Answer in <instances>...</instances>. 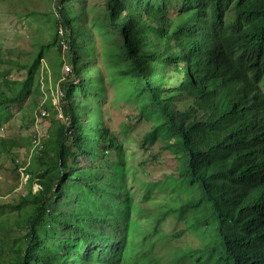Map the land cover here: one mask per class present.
Masks as SVG:
<instances>
[{"label":"trees","instance_id":"trees-1","mask_svg":"<svg viewBox=\"0 0 264 264\" xmlns=\"http://www.w3.org/2000/svg\"><path fill=\"white\" fill-rule=\"evenodd\" d=\"M72 1L57 0L52 12L53 30L61 25L67 33L72 72L60 83L63 122L51 119L50 136L34 150L38 156L25 170L27 194L18 204L0 206L18 210L16 225L23 230L13 239L12 264H120L134 236L133 203L122 178L106 170L101 179L97 168L99 161L108 165L118 141L101 119V106L89 101L105 90L92 65L97 52L84 0H75L78 9ZM227 3L233 4L230 14ZM100 22L114 31L105 53L121 65L112 77L127 88L119 96L154 122L144 141L165 139L175 176L190 192L187 202L170 209L188 213L201 244L182 257L264 264V0H105ZM211 39L236 48L242 66L234 69L231 59L227 69L218 68L213 56L201 64ZM43 46L29 63L17 65L26 68L25 79L5 80V91L0 89V126L7 105L28 96ZM0 147L18 149L14 140L0 139Z\"/></svg>","mask_w":264,"mask_h":264},{"label":"rangeland","instance_id":"rangeland-1","mask_svg":"<svg viewBox=\"0 0 264 264\" xmlns=\"http://www.w3.org/2000/svg\"><path fill=\"white\" fill-rule=\"evenodd\" d=\"M56 1L0 0L1 91H5V80L25 79L26 68L17 69V65L29 63L38 44L45 47L43 59L34 69L28 96L23 101L7 105V119L0 126V139L14 140L18 147H0V206L18 204L20 198L27 194L25 170L34 156H38L31 147L33 138L38 137L40 144H43L52 125L51 119L63 122L60 83L70 79L72 72L67 62L70 56L67 33L61 25H58L57 33L53 30L52 12ZM71 4L78 9L75 0ZM83 7L87 12L85 24L91 27L96 45L97 54L92 65L100 70L105 90V95L97 101L95 97H90L89 101L101 106V119L118 141V148L108 152V165L99 161L97 168L102 169L101 179H104L106 170L110 175L116 170L133 203L131 219L134 220V236L126 258L122 260L128 264H148L149 259L151 264H210L203 256L200 258L203 261L196 262L194 253L182 257V252L188 249L194 251L201 244L197 231L190 224L192 220L188 219V213L173 214L170 209L187 202L190 192L175 176L174 155L162 147L165 139L158 137L152 144L144 141V135L154 122L139 113V106L134 101L118 94L127 88L120 86L119 79H112L119 74L113 69L115 66L121 68V65L105 53L106 46L113 43L110 33L114 34L109 28H100L105 0H84ZM93 19L99 21L94 22ZM107 32L108 37L101 38ZM51 36H57L54 43ZM58 37L61 41H58ZM85 58V54H80L84 67ZM59 61L63 63L61 67L57 66ZM85 166L86 160L82 159L81 167ZM109 183L113 184V181ZM34 190L35 185L32 186ZM18 219L17 209L0 207V264L15 261V254L11 251L13 239L23 233L16 225ZM177 232H182L181 236H169ZM122 260L120 264H123Z\"/></svg>","mask_w":264,"mask_h":264},{"label":"clouds","instance_id":"clouds-1","mask_svg":"<svg viewBox=\"0 0 264 264\" xmlns=\"http://www.w3.org/2000/svg\"><path fill=\"white\" fill-rule=\"evenodd\" d=\"M233 4L227 3L226 7L228 8L226 13L230 14V11L232 10ZM211 58V56L215 57L217 60L218 68H221V66L224 64L226 65V69L228 65L230 64V60L232 59L235 62L234 69L241 67V58H240V52L234 48V47H225L224 45L217 44L214 42L213 39L208 41V51L206 58L201 60V64L205 62L207 57ZM103 120V119H102ZM126 253L122 255V259H125ZM120 260V261H121ZM125 261L122 260V263Z\"/></svg>","mask_w":264,"mask_h":264},{"label":"bare ground","instance_id":"bare-ground-1","mask_svg":"<svg viewBox=\"0 0 264 264\" xmlns=\"http://www.w3.org/2000/svg\"><path fill=\"white\" fill-rule=\"evenodd\" d=\"M240 36H241V35H240ZM245 36H246V35H245ZM253 37H255V36H253ZM241 38H242V37H241ZM242 39H246V38H242ZM238 40H241V39L239 38ZM238 40H237V41H238ZM257 40H258V39H257ZM242 41H243V40H242ZM261 44H262V43H261ZM232 45H233V44H232ZM244 55H245V54H244ZM234 74H235V73H234ZM101 157H102V156H101ZM107 159H108V158H107ZM98 194H99V193H98ZM115 200H116V199H115ZM113 207H114V206H113ZM116 208H117V207H116ZM116 208H115V209H116ZM117 209H118V208H117ZM108 217H109V216H108ZM108 217H107V218H108ZM105 219H106V218H105ZM122 219H124V218H122ZM106 222H107V221H106ZM118 222H119V221H118ZM107 223H108V222H107ZM115 223H116V222H115ZM116 224H117V223H116ZM118 224H120V223H118ZM106 225H107V224H106ZM114 225H115V224H114ZM110 226H111V225H110ZM115 226H116V225H115ZM113 227H114V226H113ZM107 228H108V226H107ZM116 228H117V227H116ZM114 229H115V228H114ZM101 230H102V229H101ZM98 232H99V231H98ZM103 232H104V231H103ZM107 232H108V231H107ZM113 232H114V230H113ZM109 233H110V232H109ZM105 234H106V233H105ZM117 234H118V233H117ZM101 235H102V234H101ZM107 235H108V233H107ZM109 235H110V234H109ZM115 235H116V234H115ZM115 235H114V236H115ZM122 235H123V234H122ZM122 235H121V236H122ZM107 237H108V236H107ZM109 237H110V236H109ZM117 237H118V236H117ZM117 237H116V238H117ZM111 238H112V236H111ZM112 239H114V238H112ZM121 239H122V238H121ZM117 240H118V238H117ZM96 241H97V240H96ZM110 241L112 242L113 240H110ZM111 242H110V243H111ZM100 243H101V242H100ZM110 243H109V244H110ZM112 243H113V242H112ZM109 244L107 243V245H109ZM102 245H103V244H102ZM107 245H106V246H107ZM117 245H118V244H117ZM93 246H94V245H93ZM110 246H111V245H110ZM107 247H108V246H107ZM108 248H109V247H108ZM106 249H107V248H106ZM112 249H113V246H112ZM112 249H111V250H112ZM114 252H115V251H114ZM91 253H93V252H91ZM88 254H89V253H88ZM103 254H104V253H103ZM114 256H115V255H114ZM105 258H106V257H105ZM111 258H113V257H111ZM104 260H105V259H104ZM109 260H110V259H109ZM99 261H100V260H99ZM102 261H103V260H102ZM115 261H116V260H115ZM110 262H111V261H110Z\"/></svg>","mask_w":264,"mask_h":264},{"label":"built area","instance_id":"built-area-1","mask_svg":"<svg viewBox=\"0 0 264 264\" xmlns=\"http://www.w3.org/2000/svg\"><path fill=\"white\" fill-rule=\"evenodd\" d=\"M44 115V112H42V115L41 116H43ZM0 136H1V131H0ZM39 140H38V137H34L33 138V140H32V149H36V148H39V150L41 149V148H43V144H40V141L38 142ZM26 179H27V177H26Z\"/></svg>","mask_w":264,"mask_h":264}]
</instances>
